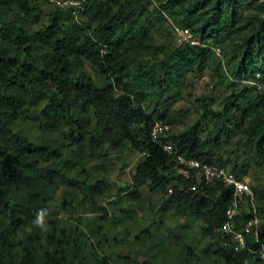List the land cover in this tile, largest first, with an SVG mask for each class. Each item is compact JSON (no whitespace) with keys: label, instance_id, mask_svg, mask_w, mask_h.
<instances>
[{"label":"trees","instance_id":"16d2710c","mask_svg":"<svg viewBox=\"0 0 264 264\" xmlns=\"http://www.w3.org/2000/svg\"><path fill=\"white\" fill-rule=\"evenodd\" d=\"M158 1L156 20L161 23L164 15H169L197 42L152 46L151 55L163 56L160 62L150 63L144 55L150 51L148 41L156 27L151 19L141 18L147 3L140 0L91 1L90 31L83 36L62 29L59 9L49 14L47 26L32 30L26 24L38 12L28 0H0V215L7 219L0 228V264H84L79 235L71 237L70 230L54 226L56 220L44 218L45 204L51 199L47 193L68 180L65 169L58 165L67 159L63 149L49 142L30 141L13 128L29 106L43 101L46 127L63 132L78 153L87 147L95 152L123 146L144 152L134 164L133 179L127 186L132 201L144 204L140 193L144 185L157 187L165 195L171 187L172 193L166 196L161 210L176 219L200 220L199 234L210 241L206 246L207 253L212 250L214 255L210 257L224 264H264L260 254L264 249V219L257 238L246 235L249 249L235 251L223 246L215 228L225 219L231 189L220 183H200L196 191L190 190L188 187L196 182L176 172L175 153L225 164L214 159L215 142L211 144L200 136L199 123L157 140L150 137L155 120H174L161 112L162 105L172 99L164 94L186 74L213 66L217 77L225 80L226 65L233 80H242L248 74L252 78L257 70L264 71V0ZM137 9L139 15L132 18ZM14 11L19 15L5 23L7 14ZM240 34L243 37L235 41ZM226 45L229 53L223 52V62L214 56L212 46ZM82 60L96 67L104 78L103 87L83 72L75 76ZM237 97L250 98L247 107L233 105L245 119L240 130L246 144L264 160V96L251 85ZM140 100H150L153 109L148 111ZM91 111L95 124L88 129ZM72 119L75 126H70ZM164 140L173 144V152L162 149ZM231 168L237 172L235 165ZM107 186L96 180L91 188L99 193ZM253 189L257 199L263 197ZM62 205H66L65 200ZM257 208L261 212L260 206ZM248 216L247 211H241L236 225ZM28 223L32 228L29 232L25 229ZM10 228L21 229L24 237L16 242ZM181 244L189 254H195L191 241L182 240ZM139 263L149 264V260Z\"/></svg>","mask_w":264,"mask_h":264},{"label":"rangeland","instance_id":"374dc122","mask_svg":"<svg viewBox=\"0 0 264 264\" xmlns=\"http://www.w3.org/2000/svg\"><path fill=\"white\" fill-rule=\"evenodd\" d=\"M55 1L57 3L51 0H28L38 15L29 19L26 27L32 30L44 28L49 23V14L59 9L57 16L61 17L62 29L77 36L89 33V7L94 0ZM140 2L147 3L145 11L140 13L141 18L151 19L156 27L150 33L148 43L151 47L144 58L150 63H158L163 55H151L152 46H177L183 42L182 36L186 34H178L175 27L180 28L182 24L169 15H164L161 23L156 20L158 0ZM14 12L7 14L5 23L11 21L16 14L19 15V12ZM139 12L140 9H137L132 18L139 15ZM242 37L243 34H240L235 37V41ZM214 47L216 46H212L214 56L224 62L223 52L229 53L228 45L219 46L218 53ZM212 69L213 66H210L203 71L186 74L177 85L173 82L170 89L175 87L164 94L165 98L172 99L162 105L161 112L174 119L172 122L167 121L173 133L198 122L200 136L211 144L215 142L212 145L214 159L224 161L229 166L235 165L238 175L244 176L250 185L264 194V160L257 155L253 146L246 144V136L240 130L245 119L233 105L236 103L247 107L250 98L240 99L237 95L245 87L252 85L251 75L243 76L242 80H233L229 69L224 65L226 79L222 80ZM82 72L89 75L99 87L104 86L103 76L90 62L82 60L75 76ZM45 102L29 106L26 115L13 123V128L30 141L49 142L63 149L67 159L60 161L58 165L65 169L68 180L47 193V198L51 196V199L45 204L44 218L56 220L54 226L70 230L71 237L79 235L77 240L80 242L84 264H140L144 259L149 260V264H224L210 257H214L212 250L207 253L206 246L210 241L199 234L200 220L176 219L161 210L166 195L157 187L147 184L140 188L144 204H137L129 198L127 186L133 179L134 164L141 160L139 152L123 146L118 149L103 147L95 152L87 147L83 153H78L75 144L69 145V139L63 132L46 127L41 112ZM138 102L148 111L153 109L150 100ZM74 119L70 120V126H75ZM94 124L95 116L91 111L88 129ZM68 127L65 124L64 130ZM68 158L70 163L67 164ZM96 180L107 183L108 186L97 193L91 188ZM63 200L66 201L65 206L62 205ZM257 205L260 206L264 219V195L258 199ZM4 220L7 219L0 215L1 229ZM25 229L29 232L31 224L28 223ZM10 231V236L16 242L24 237L21 229L13 231L10 228ZM182 240L191 241L195 245V254H189L182 247Z\"/></svg>","mask_w":264,"mask_h":264},{"label":"built area","instance_id":"2783aa9c","mask_svg":"<svg viewBox=\"0 0 264 264\" xmlns=\"http://www.w3.org/2000/svg\"><path fill=\"white\" fill-rule=\"evenodd\" d=\"M51 1L57 3L55 0ZM175 29L179 35H182V33L186 34V36H182V41L189 44L196 43L194 39L189 38L187 30L178 27H175ZM214 50L218 53L220 48L214 47ZM250 83L264 96V71L257 70ZM169 130L170 125L165 120L157 119L152 124L150 137L153 140L166 137ZM162 149L165 152L171 153L174 147L169 140H164ZM175 166L178 174H181L185 178H191L196 182L188 187L190 190L196 191L197 185L200 183L207 186L220 183L231 188L230 201L225 210V219L215 228V231L219 234L220 242L224 246L234 245L235 250L244 248L246 246V234L253 232L256 235L262 221L261 212H259L256 205L257 194L248 180L244 176H240L231 170L228 165L219 162H204L195 158H187L182 154L175 153ZM171 192L172 188L168 187L167 194ZM246 206H248L249 216L236 225V216Z\"/></svg>","mask_w":264,"mask_h":264},{"label":"clouds","instance_id":"9594fccd","mask_svg":"<svg viewBox=\"0 0 264 264\" xmlns=\"http://www.w3.org/2000/svg\"><path fill=\"white\" fill-rule=\"evenodd\" d=\"M163 120V119H162ZM166 121V120H165ZM167 122V121H166ZM168 123V122H167ZM169 124V123H168ZM170 125V124H169ZM169 132H171V126H170V130H169ZM144 152H142V153H140V156H142V155H144L143 154ZM196 159V158H195ZM205 162V161H204ZM220 163V162H219ZM222 164V163H221ZM224 165H228V164H224ZM229 166V165H228ZM230 168H231V166H229ZM231 170H232V168H231ZM177 172V171H176ZM237 173V172H236ZM252 186V185H251ZM229 187V186H228ZM230 188V187H229ZM253 188V187H252ZM168 189V188H167ZM231 189V188H230ZM256 192V191H255ZM172 193V192H171ZM170 193V194H171ZM256 194H257V192H256ZM169 194H166V196H168ZM230 201V200H229ZM257 201H258V199H257ZM229 204V203H228ZM256 205H257V202H256ZM228 206V205H227ZM248 206H246V207H243L242 209H241V211H247L248 212V208H247ZM227 208V207H226ZM226 210V209H225ZM240 211V212H241ZM249 213V212H248ZM240 214V213H239ZM238 214V215H239ZM238 215L236 216V219H237V217H238ZM262 215V214H261ZM262 217V216H261ZM262 219H263V217H262ZM41 220H42V214H41V216H40V218H38L37 219V223L39 224L40 222H41ZM261 224V223H260ZM260 227V226H259ZM258 233H259V228H258V232H257V234L255 235L253 232H250V233H247L246 235H248V234H251V235H254V237L255 238H257V236H258ZM246 238V237H245ZM246 242V241H245ZM223 245V244H222ZM246 246L244 247V248H242V249H249V247L247 246V244H245ZM224 246V245H223ZM233 249H234V245H230ZM225 247H228V246H225ZM235 250V249H234ZM235 251H237V250H235ZM263 253H264V249L263 250H261L260 251V254H261V257L262 258H264V255H263ZM246 264H249V262L248 261H246Z\"/></svg>","mask_w":264,"mask_h":264}]
</instances>
